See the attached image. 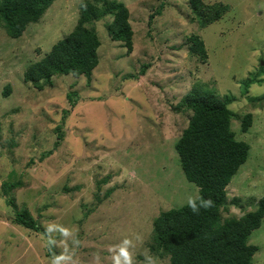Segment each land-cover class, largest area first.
<instances>
[{"label":"rangeland","instance_id":"1","mask_svg":"<svg viewBox=\"0 0 264 264\" xmlns=\"http://www.w3.org/2000/svg\"><path fill=\"white\" fill-rule=\"evenodd\" d=\"M81 1L55 0L19 39L0 24V264H170L148 244L161 212L200 195L175 147L191 117L178 105L196 85L234 99L231 128L250 146L227 187L223 218H241L264 197V0H204L206 7H229L205 28L188 0H118L129 9L131 51L111 40L107 17L94 23L102 46L90 84L85 76L56 77L43 91L26 84V68L75 27ZM194 35L204 41L206 63L190 53ZM144 64L149 68L141 75ZM7 85L12 95L6 99ZM70 91L80 99L54 148ZM247 114L252 126L243 132ZM7 181L22 183L17 205L29 207L49 238L14 224L1 191ZM249 243L260 248L254 263L264 264V220Z\"/></svg>","mask_w":264,"mask_h":264},{"label":"trees","instance_id":"2","mask_svg":"<svg viewBox=\"0 0 264 264\" xmlns=\"http://www.w3.org/2000/svg\"><path fill=\"white\" fill-rule=\"evenodd\" d=\"M54 1L0 0V24L4 25L7 35L12 39H19L29 26L40 22ZM188 2L201 28L218 21L229 10L227 5L221 3L206 7L204 0ZM157 11L156 13H160ZM107 17L112 18L106 26L111 40L122 43L131 51L134 31L129 21V9L125 4L118 0H83L79 4V18L73 30L59 40L43 58L26 68L24 82L39 91L54 87V79L62 76H85L90 84L93 72L100 64L99 50L102 46L94 23ZM153 18L151 16V21ZM190 41L191 55L198 56L206 63L208 54L204 41L198 35L191 37ZM148 68L149 64H144L140 70L141 75H145ZM137 76L133 74L129 78L137 79ZM211 89L196 85L177 108L191 113L188 126L175 147L186 178L200 190L199 198L181 208L161 212L152 223L148 247L151 253L161 258L167 257L170 264H255L254 256L260 248L250 244L249 239L254 231L262 227L264 197L254 211L241 218H223L227 187L246 163L250 146L237 140L231 128L235 114L229 106L234 99L229 96L220 98L217 90ZM2 94L4 98H9L12 86H5ZM67 99L70 107L62 112L54 148L59 147L64 140L62 129L71 111L77 106L80 95L77 91H70ZM252 119V114L245 115L242 120L243 132H247L252 126ZM54 150L45 152L40 159L49 157ZM106 181L107 178L98 182V188ZM21 186L20 181L2 184V195L8 198L7 204L13 210L14 224L43 232L49 238V232L33 216L29 207L23 205L19 208L17 205L15 191ZM110 193L107 192V195ZM95 201V205L101 204L100 194L96 193ZM84 208L86 210L88 207ZM92 213L93 211L86 212L85 217ZM49 250L56 257L54 241L50 240Z\"/></svg>","mask_w":264,"mask_h":264}]
</instances>
